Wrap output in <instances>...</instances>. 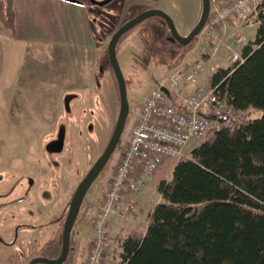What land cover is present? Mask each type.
Returning <instances> with one entry per match:
<instances>
[{"label": "rangeland", "instance_id": "obj_1", "mask_svg": "<svg viewBox=\"0 0 264 264\" xmlns=\"http://www.w3.org/2000/svg\"><path fill=\"white\" fill-rule=\"evenodd\" d=\"M77 1L81 3L78 6L80 8H86V4L90 5L89 0ZM216 2L218 0H211L212 8ZM91 6L92 9L86 12L90 14L88 19L93 21L95 38L98 40L95 50L97 59L88 66L90 69L94 65L95 78L91 83L80 81L82 88L76 83L69 86L72 78H65L66 90L70 92L58 94L56 101H52V94L46 93L43 86L10 94L21 97L19 103L2 102L0 93V239L9 242L12 238L9 234L13 229L16 231L15 238H12L15 245H10L8 250L0 245V264H21L15 263L19 259L15 247L24 252L27 260L40 256L38 251L42 245L56 235H62L64 219L74 191L100 156L112 134L120 100L117 83L107 59V43L111 35L126 19L137 15L145 7L165 12L180 35L188 34L197 22L194 21L191 0H113L105 5ZM165 8H170L172 14L166 12ZM250 19L246 24L254 23L253 18ZM0 21L4 28L0 31H5V35L10 36L9 27L13 26L14 21L10 0H0ZM255 31L256 25H253L240 33L245 36L246 42H250L254 40ZM168 34L167 28L160 20L151 19L133 28L117 43L116 56L126 82L129 113L115 150L91 183L80 206L70 241V245L74 247L72 264H82L91 250L93 221L98 214L115 165L119 162L120 152L128 144L141 102L148 92L168 75L169 66L181 52L178 45L167 41ZM221 41L222 36L214 46L206 49L210 53V60L207 58L204 66L217 65L213 63L212 58ZM202 49L200 44L195 43L189 55L185 57L191 56L194 61V51L202 52ZM59 52L58 50V54ZM29 56H25L27 58L22 63L23 70L43 68L42 65L49 68L50 63L45 65L40 62L38 64L33 59L28 61ZM193 61L191 60V63ZM67 63L69 62L66 60L57 59L54 64L59 83L64 81V77L59 76L69 74L70 66ZM229 64L227 60H220L218 67ZM77 65L78 68L81 67L79 62ZM83 69L85 70V67ZM9 99L11 100L10 97ZM46 100H51L53 106L46 108L45 105L50 104L45 102ZM69 112L72 113L71 117ZM244 115L253 118L261 113L246 110ZM200 142V139H190L185 156L189 153L188 149H193ZM174 164L176 162L168 165ZM164 167H160L134 197V220L129 227L121 224L123 227L142 230L147 225L149 210L158 200L160 202L161 198L156 188L157 180L161 176H168L162 175ZM28 182L30 186L27 185ZM20 184L24 185L19 187ZM44 189L46 192L49 190L48 201L42 205L36 204V194ZM26 210H29L33 217L30 221L25 215ZM24 224L36 226L38 229L23 232L19 227ZM111 227L112 230L108 225V255H111V249L114 248L118 226L112 224ZM109 264H116V259L110 260Z\"/></svg>", "mask_w": 264, "mask_h": 264}, {"label": "trees", "instance_id": "obj_2", "mask_svg": "<svg viewBox=\"0 0 264 264\" xmlns=\"http://www.w3.org/2000/svg\"><path fill=\"white\" fill-rule=\"evenodd\" d=\"M252 20L255 37L241 48L243 62L219 66L208 79L234 111L261 115L209 131L187 156L163 168L168 176L157 180L161 199L149 210L145 230L114 237L116 264H264V3ZM195 41L175 44L181 52L169 68ZM60 250L56 235L38 254L56 258ZM73 253L70 245L63 264L73 263Z\"/></svg>", "mask_w": 264, "mask_h": 264}, {"label": "built area", "instance_id": "obj_3", "mask_svg": "<svg viewBox=\"0 0 264 264\" xmlns=\"http://www.w3.org/2000/svg\"><path fill=\"white\" fill-rule=\"evenodd\" d=\"M263 3L264 0L216 2L196 41L204 51L195 50L193 63L173 69L141 102L128 144L120 152L119 162L93 221V244L82 264H102L109 243V221L114 218L123 226L132 224L136 208L134 197L160 167L185 156L190 139H203L209 131L219 130L233 119L246 120L243 113L234 111L215 95L208 78L216 66H204L210 55L206 49L220 40L228 21L248 23L250 18L256 17ZM229 36L234 45L246 43L240 32L232 30ZM228 60L230 63L243 62L241 54L232 48H229ZM183 85L197 86L183 95L176 90Z\"/></svg>", "mask_w": 264, "mask_h": 264}, {"label": "crops", "instance_id": "obj_4", "mask_svg": "<svg viewBox=\"0 0 264 264\" xmlns=\"http://www.w3.org/2000/svg\"><path fill=\"white\" fill-rule=\"evenodd\" d=\"M218 1L225 2L227 0ZM191 2L194 8V21L196 22L201 9V0H191ZM79 4L81 3L77 0H10V8L13 10L14 14L13 26L9 27L8 31L10 36H6L5 31H0V93L2 94V102L8 103L10 101H15L16 103H19V99L21 100L22 98L10 94L27 91L29 88L34 89L36 86L45 87V92L52 94V101H56L58 94L70 92L66 90L65 78H72L69 86L76 83V85L79 84L78 86L80 88L83 87L80 84V81L85 84L92 82V79L95 78L94 65H92L90 69L88 66L92 64L91 62H94L97 59V52L95 50L97 48L96 43L98 44V40L95 38L96 33L94 32L95 27L93 26V21L88 19L90 14L89 12H86L87 10L89 11V9H92V3L90 2V5L86 4V8L78 7L80 6ZM145 8L147 9L150 7ZM69 11H71L72 14H66ZM165 11L172 14L170 8H165ZM251 26H253V24L240 23L233 19L225 24L222 30V41L217 46L214 57L212 58L213 63L217 64V67L220 60L228 59L229 48H232L236 52L241 51V46L232 44V39L230 38L229 33L232 30H235V32H241ZM0 29H4L1 21ZM58 50L60 51V54H58ZM27 55H30L28 61L33 59L34 61H37L38 64L39 62L45 65L46 63H50L49 68H44V65H42L43 68L23 70L22 63L23 61H26L27 57L25 56ZM57 59L68 61L69 63L67 64L70 66L68 76H59V78L64 77V81L61 83L58 81V76L54 67ZM191 60L193 61L191 56L185 57L183 61L186 63L181 62L177 66L189 65ZM78 62L81 66L80 68H78ZM222 64L224 65L225 63L223 62ZM83 67H85V70ZM173 68H168V72ZM200 84L201 82L197 85ZM196 86L183 85L176 90L181 94L186 95L191 93ZM52 101L46 100L45 102L50 104H46L45 107H52ZM71 114L72 113L69 112L70 117ZM38 121L40 123V120ZM188 150L190 151V149ZM29 184L30 182L27 183L28 186H30ZM23 185L24 184H20L19 187H22ZM47 191L49 192V190ZM48 192H46L45 189L38 191L36 194V204L42 205L47 202L49 199L47 196ZM158 202L159 200L157 203ZM25 215L28 217L29 221L33 218L29 210H26ZM112 224L118 226L116 228V234L123 233L125 230L134 229L123 227L121 223L114 218L109 221V227L111 230ZM23 226L19 227L23 229V232H33L35 229H38L33 225L24 224ZM145 228L146 226L141 231H144ZM15 234L16 231L13 229V232L9 234V237L12 236L14 239ZM12 238L9 242L0 239L1 248L8 250L10 245H15ZM14 249L19 257V262L26 258V255L20 250V248L15 247ZM108 251L109 250L106 249L105 261L103 260L102 264H109L110 260L113 261L118 251L117 245L114 243V248L111 249V255H108Z\"/></svg>", "mask_w": 264, "mask_h": 264}, {"label": "water", "instance_id": "obj_5", "mask_svg": "<svg viewBox=\"0 0 264 264\" xmlns=\"http://www.w3.org/2000/svg\"><path fill=\"white\" fill-rule=\"evenodd\" d=\"M66 1H74V0H66ZM89 1L94 5H101L107 3L110 0H104L101 2L96 0H89ZM209 11H210V0H201V9L197 22L195 23L193 28L189 31V33L186 35L178 34L171 18L162 10L156 8H148L146 10L141 11L137 15L126 20L111 35L110 40L107 43V58L117 83L119 100H120L119 112L114 125V129L104 150L102 151L100 156L95 160L92 166L89 168V170L84 175V177L81 179L70 200L62 227L60 254L56 258H47L43 256L33 257L29 260L27 264H63L65 262L70 247L72 229L77 214L79 212L80 206L82 204V201L91 183L93 182V180L95 179L101 168L106 164L108 158L115 150L119 142L127 115L129 113L126 82L119 67L116 56V46L120 38L124 36L128 31H130L132 28L139 25L140 23L150 18L157 17L161 19L166 25L168 32L170 34L169 41L173 43H177L180 46H186L198 35V33L203 28L208 18ZM161 90L167 93V90L165 88L161 87Z\"/></svg>", "mask_w": 264, "mask_h": 264}, {"label": "flooded vegetation", "instance_id": "obj_6", "mask_svg": "<svg viewBox=\"0 0 264 264\" xmlns=\"http://www.w3.org/2000/svg\"><path fill=\"white\" fill-rule=\"evenodd\" d=\"M101 1H104V0H101ZM101 1H99V2H101ZM111 1H113V0H110V1H108L107 3H110ZM105 4H106V3H104V4H102V5H105ZM147 9H148V8H147ZM143 10H146V8H144ZM143 10H141V11H143ZM141 11H139V13H140ZM131 18H132V17H131ZM126 20H128V19H126ZM126 20H125V21H126ZM125 21H124V22H125ZM161 21H162V20H161ZM162 23H163V25L165 26V24H164L163 21H162ZM169 38H170V34H168V36H167V41H168V42H170V41H169ZM170 43H171V44H175V43H172V42H170Z\"/></svg>", "mask_w": 264, "mask_h": 264}]
</instances>
